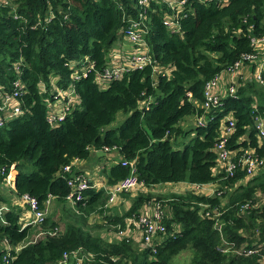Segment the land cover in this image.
I'll return each instance as SVG.
<instances>
[{
  "label": "trees",
  "instance_id": "obj_1",
  "mask_svg": "<svg viewBox=\"0 0 264 264\" xmlns=\"http://www.w3.org/2000/svg\"><path fill=\"white\" fill-rule=\"evenodd\" d=\"M7 1L0 0V104L15 93L21 113L0 126V168H13L17 195L36 196L41 207L49 195L66 199L70 173L63 165L104 146H115L122 160H134L144 185L215 183L216 190L139 193L123 214L104 215L109 235L92 233L83 225L86 216L75 212L79 223L66 222L60 231L57 221L45 216L42 233L29 238L33 225H22L19 212L9 208L0 219V264H53L63 253L70 255L64 264H175L172 257L187 248L190 264H264V166L246 177L240 163L245 148L264 158V135L258 136L253 123L256 113H264V85L251 78L218 106L208 111L201 106L205 81L255 52L250 39L264 35V0H184L179 7L152 1L145 38L150 56L169 71L153 73L146 65L104 87L97 85L95 72L109 62L128 18L137 15L136 0ZM167 17L175 19L177 29L165 24ZM85 59L92 68L74 77L88 64ZM69 85L79 102L53 124L46 99L55 98L53 87ZM118 110L129 114L117 127H105ZM228 113L234 128L226 145L237 162L232 175L215 170L214 145ZM188 115L195 123L183 128ZM200 116L205 123H198ZM180 133L190 137L178 141ZM128 174L119 160L110 166L107 182ZM81 193L85 199L74 204L82 212L108 197L91 186ZM148 202L161 204L166 223L154 253L122 231L124 218ZM224 241L233 248L224 251ZM241 247L258 251L247 254ZM75 251L79 256H72Z\"/></svg>",
  "mask_w": 264,
  "mask_h": 264
},
{
  "label": "built area",
  "instance_id": "obj_2",
  "mask_svg": "<svg viewBox=\"0 0 264 264\" xmlns=\"http://www.w3.org/2000/svg\"><path fill=\"white\" fill-rule=\"evenodd\" d=\"M8 2L7 0H1ZM152 1L159 0H136L135 7L137 9V15L135 17H129L128 23L125 26L123 37L126 39L132 48L129 50L126 62L123 64H114V61L109 62L101 69L95 72V81L99 87H104L112 79H116L122 76L123 73L130 69L142 68L146 65H150L153 73L162 72L167 73L168 68L158 65L157 61L153 59L149 54V46L145 38L147 32V26L144 24V19L148 8ZM168 3L172 7H179L184 0H162ZM226 0H220L225 2ZM165 24L171 29H177L178 25L173 17H167ZM251 44L255 50L254 53H245L239 59L234 61L232 64L221 70L220 72L213 75L211 78L205 81L203 87V101L201 106L205 110H210L211 107L218 106L222 103V99L227 95H235L240 85L244 83V80L239 76L240 68L243 65H249L251 67L252 62H256L253 76L256 81L264 85L262 77V67L264 66V35L263 36H252ZM110 58V57H109ZM123 59V58H122ZM87 61V65L81 67L82 70H78L74 77H79V71L85 73L87 68H92L91 63ZM247 61V63H246ZM89 66V67H87ZM228 76L226 89H222L221 81L224 76ZM44 90V85L41 86ZM56 91L54 99H46L47 105V118L53 124L57 123L64 115L76 105L79 100L73 85H69L67 88L53 87ZM17 94V93H16ZM13 95H6L3 103L0 104V126L4 125L8 119L21 113L20 104L15 100ZM220 129V136L218 141L215 143L214 148L217 152V163L215 170H223L227 174L232 175L236 169L237 162L233 159L234 152L226 145L227 135L232 132L234 128V119L230 113L224 117ZM198 123H205L203 116L198 117ZM254 127H256L258 136L264 135V113H256L253 117ZM104 151L117 150L115 146H104ZM124 165L129 167V174L124 178L118 180L113 184H109L107 187L108 197L105 205L112 203L116 200L119 194L125 191H133L144 185V183L138 178L135 161L134 160H122ZM241 167L245 172L246 177H252L264 166V158H257L253 154V149L245 148L240 159ZM62 170L65 173H70L67 177V183L71 187L67 198L74 202L76 199H85L81 191L91 186L90 179L79 172L73 170L72 164L67 163L63 165ZM13 168L4 169L0 168V175L2 179L7 183H11L13 179ZM12 184V183H11ZM192 189L195 191H202L204 193H213L216 187L212 183L206 184H193ZM220 193V191H218ZM21 200L24 201L25 205L31 214V222L40 224L46 216L47 208L41 207L36 196L29 193H22L20 195ZM47 201V200H46ZM248 204L246 203L245 206ZM1 210V209H0ZM209 214L210 211L205 212ZM218 213L215 214V216ZM125 228L122 230L124 234L137 239L143 246L149 247L154 253L156 250L155 241L159 240L161 235L166 230V223L164 221V208L161 204H152L151 209L141 210L138 213L129 214L124 218ZM218 229H221V225L218 224ZM42 232H38L35 238L38 237ZM223 238V237H222ZM224 243V251H227L232 245L226 241ZM18 248V247H17ZM239 250L244 253H255L258 251L257 247H248L246 249L240 248ZM236 250V249H235ZM238 252V250H236ZM72 256H79V251L73 252ZM70 255L63 253V257L53 264H64L68 261Z\"/></svg>",
  "mask_w": 264,
  "mask_h": 264
},
{
  "label": "crops",
  "instance_id": "obj_3",
  "mask_svg": "<svg viewBox=\"0 0 264 264\" xmlns=\"http://www.w3.org/2000/svg\"><path fill=\"white\" fill-rule=\"evenodd\" d=\"M239 76L244 81L251 78L253 79L254 76L252 68L249 65H243L240 68ZM227 81L228 76L225 75L220 84L222 89H226ZM121 158L122 156L117 150L104 151L103 149L92 148L88 157L75 159L71 164L75 172L82 173L90 179L92 188L95 190L104 189L107 194V187L109 185L107 180L110 166L118 162ZM11 183H7L2 179V177H0V219L2 218L4 211L9 208H14L19 212L22 225H36L31 222V214L28 207L25 205L24 201L21 200L20 196L13 190V179ZM192 185L193 184L186 181L162 182L153 185H143L136 190L122 192L118 195L114 202L107 205H105L106 200L103 204L100 202L91 204L83 212L81 208L74 204V202L70 201L71 207L76 213H83L86 216L85 223L83 224L85 228L90 230L92 233L93 229L98 228L100 231L103 230L100 232L102 235H107V230H111V228L105 223L106 216L104 215L113 216L123 214L130 206L134 197L139 193H152L153 196L157 194L183 193L186 190H189V188H192ZM212 185L216 187L215 183H212ZM66 199L69 200L68 198ZM46 200L44 202V206L47 208L46 216L50 215L53 220L57 221V226L60 231L63 230L66 222L73 221L75 223H79L78 215H73L69 212V215L74 216L70 218L61 213L60 208L61 210L64 208L62 199L57 198L55 195H49ZM151 206L152 204L148 202V204L144 205L141 210H149L151 209ZM106 227H108V229L105 230L104 228ZM33 230L35 231L34 234H32L34 236L39 231V227L37 226Z\"/></svg>",
  "mask_w": 264,
  "mask_h": 264
},
{
  "label": "rangeland",
  "instance_id": "obj_4",
  "mask_svg": "<svg viewBox=\"0 0 264 264\" xmlns=\"http://www.w3.org/2000/svg\"><path fill=\"white\" fill-rule=\"evenodd\" d=\"M132 48V45L129 44V42L124 39L123 37H121V39L119 38L112 46H111V50L109 51L110 53V59L111 61H114V64L118 65V64H123L126 62L127 57H125V55L128 54L129 50ZM123 58V59H122ZM129 114V111H125V110H118L115 115L113 120L108 123L105 127H117L123 120L124 118ZM195 123L194 120V116L192 115H188L187 117H185L182 122L180 123L181 126H183V128H188L191 125H193ZM190 137L189 134H178L176 136V140L178 141H186L188 140V138ZM182 147V145L180 146ZM34 169V167H32ZM192 189V188H189ZM63 205L64 208H60V211L62 214H64L67 217H74L72 215H69V212H71L73 215H75V211L74 209L71 207V201L67 200V199H63ZM78 217H80V215H78ZM39 227V224H36L35 226H33V229L36 227ZM105 230L108 229V227L104 228ZM112 229V228H111ZM103 230H99L98 228L93 229V233H100ZM108 234H110V231L112 230H107ZM34 230H32V232L30 233L29 238H33L34 236L32 234H34ZM116 236V233H115ZM190 258H191V251L189 250V248L184 249L182 251H180L178 254H176L175 256L172 257V262L175 264H190Z\"/></svg>",
  "mask_w": 264,
  "mask_h": 264
}]
</instances>
